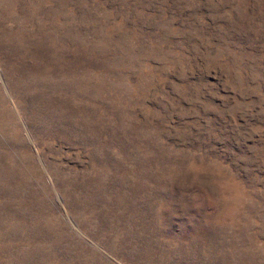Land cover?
<instances>
[{"label": "rangeland", "instance_id": "rangeland-1", "mask_svg": "<svg viewBox=\"0 0 264 264\" xmlns=\"http://www.w3.org/2000/svg\"><path fill=\"white\" fill-rule=\"evenodd\" d=\"M0 264H264V0H0Z\"/></svg>", "mask_w": 264, "mask_h": 264}]
</instances>
